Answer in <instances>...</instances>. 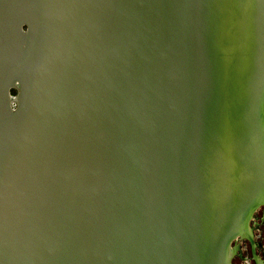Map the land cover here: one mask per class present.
Here are the masks:
<instances>
[{
  "label": "water",
  "instance_id": "obj_1",
  "mask_svg": "<svg viewBox=\"0 0 264 264\" xmlns=\"http://www.w3.org/2000/svg\"><path fill=\"white\" fill-rule=\"evenodd\" d=\"M261 205L264 0H0V264H231Z\"/></svg>",
  "mask_w": 264,
  "mask_h": 264
},
{
  "label": "flooded vegetation",
  "instance_id": "obj_2",
  "mask_svg": "<svg viewBox=\"0 0 264 264\" xmlns=\"http://www.w3.org/2000/svg\"><path fill=\"white\" fill-rule=\"evenodd\" d=\"M249 226L254 243V254L252 250V244L247 238L238 237L236 240L245 241L243 246L246 248V253L248 254L250 264H264V205L259 206L254 211L253 216L250 219ZM240 244H235L237 249L239 246H241Z\"/></svg>",
  "mask_w": 264,
  "mask_h": 264
},
{
  "label": "rangeland",
  "instance_id": "obj_3",
  "mask_svg": "<svg viewBox=\"0 0 264 264\" xmlns=\"http://www.w3.org/2000/svg\"><path fill=\"white\" fill-rule=\"evenodd\" d=\"M11 93L13 94L14 91L12 90ZM244 242V240L233 241L232 245H237L238 243H241V246H239V248L235 251L234 255L232 256L231 264H250L248 254L246 253V248L243 246Z\"/></svg>",
  "mask_w": 264,
  "mask_h": 264
},
{
  "label": "bare ground",
  "instance_id": "obj_4",
  "mask_svg": "<svg viewBox=\"0 0 264 264\" xmlns=\"http://www.w3.org/2000/svg\"><path fill=\"white\" fill-rule=\"evenodd\" d=\"M235 248H236V246H235ZM237 249V248H236Z\"/></svg>",
  "mask_w": 264,
  "mask_h": 264
}]
</instances>
